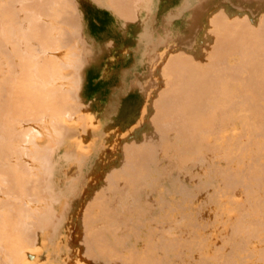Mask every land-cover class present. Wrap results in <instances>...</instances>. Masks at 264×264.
<instances>
[{"label": "rangeland", "instance_id": "374dc122", "mask_svg": "<svg viewBox=\"0 0 264 264\" xmlns=\"http://www.w3.org/2000/svg\"><path fill=\"white\" fill-rule=\"evenodd\" d=\"M12 1H19V0H12ZM22 1H21V3L25 4V8L28 7V4L30 6V3H32L31 2L32 0H29L30 2H26V1L22 2ZM33 1H35V0H33ZM38 1L39 0H37L35 2H38ZM42 1L44 2V0H42ZM42 1H41V3L44 4ZM47 1H50V0H47ZM60 1H62V0H58V2H59L58 3L57 0H53L52 2H54L55 4H53L52 7L55 9H56V7H58V8L63 7L64 10L62 9V11L63 12L65 11V12L62 15L60 14L61 12H59L58 14H60V15H57V17L63 16L65 18H63V17H62L63 19L61 17H60L61 19H59V17L57 18L55 12L56 11L58 12L59 9L58 10L54 9L55 12L53 13L52 12L53 9L51 7L50 8L52 10H50L49 11L50 14L47 13V15H50L51 22L53 21V18H57V20H63V22L66 25H68L67 24L68 22H65V20L68 19L69 22L72 21V25H69V26H70V28H72L71 26L74 27L76 34L74 36V35L70 34L72 31L70 33L68 32L69 35H72V37L69 36L68 34H66V35H68V37H67L68 40H66L67 38L66 39L64 38L65 40L64 39L63 40L66 42L70 41V43L73 44L71 46H75L72 48H74L78 51V55L80 54L79 56L82 59V62L77 60V62H79V65L78 64L77 65L80 66V64H83L82 65L83 67L80 66L78 69L75 70V68H76V66H75L74 69H71V70H68V69L65 70L64 69V70H65V72L68 70L66 72L67 73L66 75L69 77L73 76L72 74H74V75L80 74V76L82 77L81 86L82 85L83 86L81 87L80 95L78 93H76V95L74 96V99H76L77 101L72 99L73 98V97H71V96H73L72 94H71V96H69L67 98L68 103L71 102L72 106L74 108H75V106L73 105V103H75V105L79 106V107H77V110L79 108L80 109H79V111L75 112L76 109H74L70 103V107H72V110H70V112L72 111L71 112L72 115L70 116L71 117L70 119H72V120H70V122L68 124V129H67L68 132L65 130L66 134L69 135V141L68 142L63 141L60 145L55 146L54 148H52L49 151L48 156H46V157L47 158L49 157L48 159L51 162L52 172H50V174H48V175H51V177L48 175H47L48 177L45 176L46 182L45 183H43L44 181L41 182V184L43 186L44 185L45 186L44 187L41 186L40 187L41 189H39L41 191V194L43 195L42 197L44 198V201H46L47 202L46 204H48L47 209L50 208L49 209L50 211L47 215H48V217L50 216V218L53 222V226H51L52 229L50 231V233L52 235L51 243H50V245L47 244L48 249L46 248L47 252L50 253L51 259L53 260V259H56L57 257H59V260H60L61 257H63L66 261H68V263L73 264L76 261V257H79V258L83 257L82 258V259H84L83 261H90L91 263H93L92 260H90V259L86 260L84 258V256H85L84 253L86 254V248H84L86 246L84 243L85 242L84 241V234H85L84 232L86 229L84 230V227L86 224H88L90 222L91 223L88 225L91 227V229H94V230H96L97 228L103 227L104 226L103 223H106V224L111 225L112 227H115L114 229H115L116 234L118 233L117 231H119L120 234H123V232L125 233V231L128 229V231H127L128 234L125 233L124 234L125 236H123V235L121 236L120 234H117L118 239H119V241H121V244H122V245H118V244L117 245L120 246L119 248H121V249L126 248L128 246V244L131 241H133L132 239H129V241H128V239H126V237L129 235H132L131 234L132 229H133V231L135 229L139 233V234L136 233V236L138 235V238H139V239L137 238L138 240L136 239L135 236L133 237V235H132V237L135 239V241L137 240L136 245H135L138 248V249H136V252H135L136 257H137L136 262L138 261L137 263H141L142 259L144 258L141 264H151V263L152 264H164L163 258H166L165 264H192L191 263L192 260L194 262V259H196L200 256L201 257L209 256L206 252H210V250H211V252L215 251L219 247L218 246L219 239L222 237H228V235H229L228 233L230 232L229 227L233 223H235V220H237L239 218L240 208L238 205H240V203H242V201H240V199H239L240 196L238 195V193L235 190H233L236 187H238V186L235 187V184L233 185L234 179L233 178L229 179L228 176L222 175V174H224V173H222L223 172L222 168H223V170L226 169V171H227L229 168V164H225L226 161H223V159H225L223 157V151H221L222 149H219V148H223V144H226V141H227V145L229 144V146H227L226 148L230 147L231 154L234 150L233 155H235V156L233 158L236 161L237 160L240 161L242 158L244 161H250L251 157H253L254 159L252 158L251 161L254 163L260 162V161H258V158H260L259 160L264 159L263 158L264 157V148H262V150H260L261 148L256 150L254 147H252V145L255 144V142L254 143L252 142L253 140H250L251 142L249 141L247 144L244 142L245 139L243 141V138H244L243 135L245 133L244 132L245 130H243V129H245L248 126V128H246V130H247L246 132H248V130H250V129L252 130L253 127L251 126V124L250 125L246 124V122L251 123V120L249 118H248L249 120H247V118H245V116H242V114L239 115L240 114L239 113L234 117L235 120L230 118V121L231 122L233 121L232 124L230 123V121H227L226 123H224L226 125H223V126H226V127H223V126H220L217 124V126L214 128V129H216V131L213 129L216 133L214 131H213V134L211 133L212 131L209 133L203 132V133H205V134H202L203 141H204L202 143H204V144H202L203 148L200 147V149H201L200 153L201 154L205 153V155L204 154L203 155L200 154V155L202 158L204 156L206 157V158L204 157V159H203L205 163L208 160V162H207L208 165H207V163L204 165V169H205V171H204L203 165H202V164H204V162L203 161H197L198 164H199V162H201V164H199V165L196 162V160H197V159H195V156L197 154L196 149H195L194 153H192V154L189 152L194 150V148L191 150H188V152H186V150L189 148H187L182 143V141L179 142V140L176 139L177 137L176 138L174 137L175 135L173 133L167 134L165 137H163L159 132H156L158 130L155 131L153 123L150 122V120L153 118V112H154V109L152 108L153 107L152 101H154V98H156V95L159 92V89L163 85V79H161L162 75L161 74L158 75V73H161V71H162L163 66L161 67V65L165 62L164 59H166V58L170 59L171 58L170 54L172 56L175 54V56H173V57L176 58V53H178V51L180 53L183 52V53L188 54V55H191L194 53L195 59L199 60V57H196V55H198V53H199V50H202L203 48H205L206 47L205 44H207L209 41H211L213 39L212 35L209 36V33L208 34H207V32L205 33V30L209 29L207 26V25H209L208 23L211 24V22H208V21H210L209 19H212V22H213L214 17H215L214 20H218V19H216V17L218 18V16H215V15L217 14L216 11L221 9V8H222L221 12H224V13H221L219 11L220 15H221L220 16L218 14L221 18V19L219 18L220 20H223V19L229 17V18H231L230 21L231 20L236 21V18H237V21H239V19L241 17V19H243V20L247 19L250 26L252 25L253 27H255L256 23H258L257 24L258 27H259V24H261V26H262V20H263L262 17L264 16V0H111V2H110V0H68V1L63 0L64 2H61V3H60ZM65 2L68 4H65ZM13 3H15V2H13ZM62 3H64L65 5L62 6ZM37 4L34 3V4H32L31 7H34V5H37ZM42 4H39V5H42ZM57 4L62 6V7L56 6ZM49 5H51V4H49ZM18 7L21 8V5L19 4ZM31 7H29L30 10H32L31 12H34L33 9H31ZM71 7H72V9H71ZM15 8H17V6H15ZM22 8H24V7H22ZM22 8L20 10H23ZM60 11H61V9H60ZM31 12L29 11V13H27V14H30ZM35 12H36V10H35ZM45 12H47V11H45ZM45 12H43V14L40 13L39 15L37 13L38 16L41 15V18H43L42 21H44V18L47 16ZM72 12H74V13H72ZM20 14H22V13L20 12ZM32 14L33 13H31V15ZM44 14H45V17L44 16L42 17V15H44ZM54 14H55V17H54ZM24 15H26V14L24 13ZM35 15H36V13H35ZM213 15H214V17H213ZM261 15H262V17H261L262 20L260 19ZM28 16H30V15H28ZM230 16H232V17H230ZM242 16L244 18H242ZM245 16H246V18H245ZM222 17H224V18L222 19ZM38 18H40V17H38ZM47 19H48V16H47ZM47 19H46V21H47ZM258 19L260 20V22ZM54 20L56 21V19H54ZM227 21H228V19H227ZM215 22L216 21H214V23H212V25L215 24ZM218 22H219V20H218ZM218 22H216V23H218ZM40 23H42L41 20H40ZM56 23L57 22L53 21L52 26H54ZM64 23L61 24V22H60L61 25H58L59 23H57L56 26L58 28V31L61 30V29H59V27H62L65 30L69 29V27L65 28L64 26H62ZM24 24L27 25V23H24ZM69 24H71V22ZM1 25H2V23H1ZM54 27H53V29H54ZM262 27H264V25ZM56 30L57 29H55L54 31H56ZM62 31H63V29H62ZM59 32L61 33V31H59ZM65 33H67V32L65 31ZM52 34L53 35H51L52 36L51 39L53 41V36L55 35V33H52ZM57 34H59V33H57V31H56L55 37L58 38V40H59V37L57 36ZM62 34H64V33H62ZM62 36H65V35H62ZM73 36L76 38H74ZM141 37H144L146 39H143V41H141L142 40ZM62 38H60V40ZM149 39H150V41H149ZM146 40H147V45H146ZM66 42H63V43L65 44ZM25 43H26V41H25ZM59 43L60 42H58V44L56 43L58 45L57 46L58 49L63 47V46L60 47ZM60 44H62V43H60ZM52 47L54 48L55 46L52 44L50 49H53ZM65 47L66 48H63V49L59 50L58 52H56L57 48L53 49V50H55L54 52H53V50L50 51V49H49L50 52L45 53V56L46 55L49 56L52 54L57 55V56L58 55L63 56V55L71 54V51L65 52L67 49H69L71 47L68 45L67 46L65 45ZM67 47H69V48H67ZM150 48H154V49L151 50ZM261 48H260V50H261ZM74 49L73 50L71 49L73 52V55L76 54V56H77V51L74 52ZM147 51H149L151 53L148 52L149 54L146 56ZM261 51H263V50H261ZM55 53H57V54H55ZM263 55H264V52L259 53L257 51L256 56H260V58H263L262 57ZM76 56H74V57H76ZM79 56H77V58ZM139 57L141 58V60L139 59L137 61L136 59ZM5 58L3 60L4 65L6 63ZM80 58H79V60H80ZM74 59H76V58H74ZM168 59H167V61H168ZM232 59H234V60L237 59L238 62L236 60L234 61ZM232 59H230L232 61L228 62V63H230V65L232 64V66H234V64L236 63L235 64L236 66L239 64V68L238 67H236V68H238L239 70L242 68L240 71L241 77L239 76L241 80L238 79L239 77L237 78L238 81H237V79L235 80L233 78V80H232V78H231L230 82L227 84L228 85L227 91L226 92L222 91L221 94L219 93L220 89L217 87L218 89H215L213 91L214 93L210 94V97L212 98V99L211 98L209 99V103H211L210 106L215 107V106H217V103H220V101L217 102V100L226 98L227 99L226 110H232V113H233L234 110H239L238 102L241 99H242L241 104L243 105L242 107L244 108V98L246 96H254L255 98H257V99L254 98L252 100L253 103L250 100V103L254 104L253 107L255 106V102H256L255 100H260L261 98H262V100L260 101V104L262 106H264V101H263L264 97H262L264 94L261 95V93L259 94V92H257V91H256V93H255V91H249L248 87L245 86V84L243 83L244 80H246L247 76L245 77V75H247V72H248V75L251 73V78H254V79L258 76V74H260L258 69H257L258 64L257 65L255 64L256 66L254 65L255 68L252 67V65L254 63H257V61H256L257 59L259 60V65H260L261 59L255 58V57L252 58V60L254 59V61H253L254 63L251 62L252 64H250V62L244 63V61H243V64H240L238 54H235ZM12 60H10V61L13 62V64H9V65H12V69L11 68L8 69L7 67L9 65L6 63L7 66H6L5 71H4V76L6 73H8V75H9V72L12 73V74L10 73L11 74L10 76L14 75V72L16 71V69L14 68L16 62L14 61V59H12ZM249 60L250 59H248V61ZM167 61H166V63H167ZM263 61L264 60L262 59L261 62H263ZM241 63H242V61H241ZM246 64L251 65L252 68L247 67ZM4 65H2L3 67L0 66V69L4 68L5 67ZM240 65L247 67V68H250V69H248L249 71L244 69V67H242ZM159 67H161L160 70H159ZM253 68L257 70V71L255 70L254 73H253ZM258 68H260V67H258ZM243 69L246 71V74H244L245 71L243 73V71H242ZM251 69H252V71H250ZM260 69H262V68H260ZM88 71H92L93 73L90 72L91 73L90 75H88V74L85 75V73H87ZM253 74H255V77L253 76ZM59 75L61 77L64 76V75L62 76L61 74H59ZM230 77H232V76H230ZM243 77H245V78L243 79ZM242 79H243V81H242ZM228 80H229V78H228ZM6 82H7V79H6ZM60 82L62 83V81H60ZM237 82H239L240 84ZM232 83H233V85H232ZM229 84H230V86L231 85L232 86L230 87ZM7 85L8 86H6V84H5L4 87H7L8 90L10 89V93H11L12 92L11 89L14 88L15 86H13V85L9 86L10 85L9 83H7ZM233 87H235V90ZM4 89L7 90L6 88H4ZM242 90H244V91H242ZM6 92L7 91H5V94H6L5 96L9 97L10 93L8 94ZM215 92H216V96H215ZM229 93H230V95H229ZM246 93H247V95H246ZM255 94L256 95L258 94V95L256 96ZM236 96H237V98H235ZM70 99H72L73 101H76V102H73ZM214 99H216V100L214 101ZM65 101L67 102V100H65ZM205 102L208 103V101L206 99L203 100L204 106L206 105ZM214 102L215 103L217 102V103L215 104ZM76 103H78L80 105H78ZM179 103L182 104V102H178V104ZM200 103H202V101H200ZM200 103H199V106L202 107L203 104L200 105ZM5 105L8 106V103H5ZM5 105H4V107H5ZM81 105H86L87 107H83ZM81 107H82V110H81ZM253 107L251 106V108H253ZM181 108H182V106L181 107L178 106V113H179V109L182 110ZM205 108H207V106H205ZM210 109L211 108H209V110L206 109L205 111L208 110V112H209ZM247 109L250 112V107ZM85 110H87V111L85 112ZM6 111H9V109L6 108ZM73 111H74V114H73ZM214 111L215 110L213 108L209 113L214 114ZM70 112H68L69 115H70ZM82 113H84L85 115H83ZM207 113H206V115H207ZM151 115H152V118H151ZM215 115H217V114H215ZM100 116H102V117H100ZM240 116H242L243 118ZM149 118H151V119H149ZM217 118H219V115H217ZM83 121H86V122L84 123ZM18 122L16 123L17 126L19 125ZM75 122H77V123L79 122V123L77 124ZM82 122H83V124H82ZM215 122H216V120H215ZM215 122H213V125L215 124ZM239 122H240V124H239ZM74 123L77 125H74ZM243 123L247 126H245ZM32 124L36 125V123H32V122L31 123L28 122L27 125L32 126ZM79 124L81 127H79ZM252 124L254 125V128H255V126H256V128L258 126L263 127L262 121H261V125H260V123L257 125L253 121H252ZM242 126H243V128H242ZM240 127H241V129H240ZM217 129H218V131L219 130H221V131L218 132ZM228 129H229V131H228L229 134L226 131ZM152 130H154V132ZM240 130H241V133H238ZM81 132L82 133L84 132V134L82 135ZM155 132L158 134L156 135ZM153 133H155V134L153 135ZM143 135H144V137H142ZM214 135H217L219 137L214 136ZM147 136H149V137H147ZM155 136H156V138H155ZM262 136H264V135H262ZM262 136H260V141H262V145H264V140H263L264 137H262ZM151 137H152V139L153 138L156 139L155 143L153 141L154 144L152 143V141H150ZM157 137H159L160 139L162 138L163 140L165 138V141H160L157 139ZM147 138L150 139L149 142H151V145L154 148L152 146H150V148L148 147L149 144H146V143H148V142H146ZM232 138L234 139V141H232ZM222 139H224V140H222ZM219 141H221L220 144H219ZM132 142L138 144L137 148H135V149L131 148V150H135V151H133V155L135 153H136L135 155H137L138 152H141L143 154V151H140L141 149L140 150H136V149L142 148L141 145H147L146 147L143 146V149L145 147V148H147L148 151L146 150L144 155L138 154V156H136L134 159H136L137 157L140 158V159H138V161L142 160V162L140 161V163H138V165L139 166L142 165L143 167L146 165L149 169L146 166H145V168H146L145 169L142 166H141L142 168H140L139 166H136V164H134L133 167L135 166V168L132 167L134 174L131 176L130 175L126 176L127 177L126 180H128V182L125 180V178L122 179V178H120L121 176H118V175H114V178H113V176H112L113 174H111V175L108 174V176H107L108 179L111 178V180H108L106 177V175H107L106 173L107 172L109 173L110 172L109 170L110 169L112 170V168H114V169L117 168V169H115V171L118 169H119L118 171H121L119 167H121L120 165L124 161L128 165L127 167L131 168L132 165L131 164L129 165V161H128L129 159H127L128 156L126 159H124L125 158L124 154L126 155V153H127V155H128L129 147H130V145H132L131 144ZM144 142H146V143H144ZM162 142L164 143L163 146H167L166 149L162 145L159 146V143L162 144ZM235 142L236 143L242 142V143H238L239 144L238 145V144H235ZM128 143H130V145ZM142 143H144V144H142ZM215 143L216 144L218 143V144L216 145ZM240 144H242V146ZM169 145H172V147ZM182 145L185 146V147L183 146L184 147L183 150H182ZM212 145H214V147ZM237 145L239 147H236ZM123 147H125V148H123ZM215 147H217V148L215 149ZM161 148L163 150H161ZM208 148H214V149H212V154L210 153L211 149H208ZM244 148H245V150H243ZM153 149H154V151H153ZM177 149H181V150H177ZM235 149H237V151H235ZM172 150H175V153H173ZM207 150H209V151H207ZM214 150L216 151L217 154L214 152ZM240 150H241V153H240ZM253 150H256V151L253 152ZM258 150H260L259 153H257ZM179 151H181V152H179ZM244 151H245V153H244ZM184 152L187 154L186 156L184 154L186 159L183 158L184 157L183 155H181ZM247 152H250L251 154L250 153L248 154ZM242 153H243V155H241ZM254 153H255V155H254ZM147 154H148V157L146 156ZM190 154L192 156H193V154H195V156L192 158V156ZM151 155L154 156L155 158L151 157ZM210 155L211 156L216 155V156H212V158H210ZM219 155H221V156H219ZM217 156L219 157V159L217 158ZM256 156H258V157H256ZM146 157H147V159H146ZM149 157L151 160H149ZM181 157L183 160L181 159ZM187 157L188 158L190 157L189 160H187ZM102 159L107 160L108 164L106 166L102 167L100 165V163L102 162ZM194 159H195V161H194ZM120 160H121V162H120ZM148 160L152 161V162L154 161V162L150 163ZM173 160L174 161L177 160V161L174 163ZM179 160L181 161V163L179 162ZM185 160H186V162H185ZM211 160L214 162H211ZM145 161H147V162H145ZM192 161L195 163H193ZM210 162L217 164V165H215V167H217V170L219 169L221 171V172L217 173L218 175L220 174L218 176V180L221 178V181L215 180V177L213 178L214 175L212 173H210V172H212L211 170L213 169V165L210 166L211 165ZM190 163H192L194 166L191 165ZM10 164H12V162ZM174 164H175V166H174ZM263 164H264V162H263ZM167 165L169 167H167ZM171 165H172V167L170 168ZM177 165H179V166H177ZM189 165L191 167H189ZM151 166H152V168H151ZM197 166H199L198 168L199 169L201 168V170L199 171V169H198L197 170L198 172L196 173ZM206 166H208V167H206ZM243 166H244L243 163H241V166H240V163L238 165L237 164L234 165V167L240 172H241V169L244 168ZM136 167H138V168H136ZM188 167H189V169H188ZM185 168L187 169V171ZM208 168H209V170H208ZM66 169L68 171H66ZM140 169L141 170L145 169L144 172L142 171V174L140 172ZM147 169H148V171H147ZM171 169L176 171V173H178V174H176L174 171L172 172ZM135 170L138 172H136ZM184 170H185V172H183ZM70 171H72V172H70ZM123 171L124 170H122V172ZM146 171H147V173L148 172L149 173L151 172V173L150 174L148 173L149 175H147ZM161 171H162V173H161ZM193 171H195V172H193ZM169 172H172V173L170 174ZM188 172L191 173V174L189 173V175H191V177H189V175H188V178H187L186 175L188 174ZM136 173L140 177H142L144 174V176L142 177L144 180L142 178L137 177ZM166 173H167V175L169 173V175H168L169 178H168V176H166ZM193 173L195 174V176ZM206 173H207V175H206ZM199 174H200V176H199ZM210 174H212L213 176L211 175L212 176L211 177ZM77 175H79V176H77ZM162 175H164V176H162ZM172 175H174V178ZM176 175L178 176L177 179H176ZM134 176H136V177H134ZM160 176H162V178ZM196 176H198V177L195 178ZM208 176H210V177H208ZM104 177H106V178H104ZM122 177H124V176H122ZM128 177H131V178H128ZM133 177H134V179H133ZM135 178H137L136 181H135ZM186 178H187V180H186ZM112 179L114 181H112ZM129 179L132 182L129 181ZM140 179H141V181H140ZM189 179L191 180V182ZM202 179H203V181H202ZM116 180H117V182H116ZM122 180L126 181V183ZM180 180H184L185 182L180 181ZM110 181H112V182H110ZM196 181H200L202 183H200V182L196 183ZM204 181H206V182L204 183ZM229 181L232 182L231 183L232 185H229V183H230ZM105 182L106 183L108 182L107 184H109V183L110 184L106 185ZM130 182H131V185H130ZM135 182L138 183L139 186H137L138 184L136 185ZM180 182H182L181 183L182 185L180 184ZM114 183L116 185H113ZM124 183L127 185V187H126V185L124 186ZM185 183L187 186L186 185L184 186ZM199 183H200V185H199ZM206 183H208V184L211 183V184L207 185ZM96 184H98V185L96 186ZM117 184H118V186H117ZM212 184H214V185H212ZM102 185L105 187L103 188ZM205 185H206V187H205ZM211 185L213 187H209ZM221 185H223V187H221ZM228 185H229V188H228L229 191L226 189L228 191L227 192L225 190V188H227ZM64 186H65V188H64ZM101 186L103 189L100 188ZM106 186H107V188H106ZM130 186L132 188L135 187L136 189L135 188L134 189L137 191L133 192L134 189H132V188L129 189ZM194 186H195V188H194ZM197 186H199V187H197ZM230 186H232L231 189H230ZM110 187H112V192L115 194V195L113 194L114 196L112 195ZM188 187H191V188H188ZM42 188H45V190ZM96 188L98 190H101V189L102 190L97 191ZM105 188L108 192L105 190ZM122 188L127 189V190L129 189L130 191L129 190H128L129 192L127 190L123 191ZM201 188H203V189L200 190ZM205 188H207V191L205 190ZM210 188H212V189H210ZM213 188H214V190H216V194H214L215 191L213 190ZM191 189H193V190H191ZM39 190H38V193H39ZM94 190H95V192L97 191V193H93ZM103 190L105 192L102 193ZM113 190L114 191L119 190V191H117L119 194L116 191L114 192ZM169 190H171V191H169ZM199 190H200V192H199ZM222 190L225 192L224 194L222 193L223 192ZM31 191H33V190H31ZM35 191L37 192V190H35ZM109 191L111 192V194L109 193ZM231 191H232V193H231ZM234 191L236 193H234ZM74 192H76V193H74ZM98 192H100L101 194L100 193L98 194ZM169 192H170V194H169ZM203 192L206 193L207 195L204 194ZM25 193H27V192H25ZM217 193H219V194H217ZM28 194H30V195L26 196L27 199L25 201L29 200L28 202H32L33 199L37 198V197H35V195L33 197H31V195H33L32 193H28ZM34 194H35V192H34ZM131 194L133 195V197ZM210 194L212 196L214 194V197H212ZM229 194L231 196L232 195L233 196L231 197ZM25 195H27V194H25ZM39 195H40V193H39ZM104 195H105V197H104ZM111 195H112V197H110ZM182 195H184V196H182ZM217 195H218V197H217ZM220 195H222V196H220ZM228 195H229L230 200L228 198ZM94 196L96 197L95 199H94ZM99 197L103 201H101V199ZM150 197H152V198L150 199ZM163 197H165V198H163ZM167 197H169V198H167ZM184 197H185V199H184ZM206 197H207V199H206ZM226 197H227V199H226ZM111 198H113V199H111ZM117 198L122 199V201H123L122 205L125 206V209L127 211L120 204H119L120 206L119 205L114 206V203L116 204L117 201L119 202V200H120V199L117 200ZM129 198L130 199L133 198V199L130 200ZM180 198H182L183 201H181L182 199L180 200ZM189 198H190V200H189ZM210 198H212V199L218 198L221 201H219L218 199H216V200L213 199L211 201ZM96 199L99 200L100 203ZM166 199H168V200L166 201ZM235 199H236V201H235ZM170 200H171V202H170ZM206 200H208L207 205H206ZM88 201L92 202V204H95L96 207H94V205H91V203L89 204ZM93 201H95V202H93ZM108 201H110V202H108ZM122 201H121V203H122ZM157 201H158V203H157ZM179 201H181V202H179ZM210 201L211 202L214 201L212 203V205H211V203H209ZM97 202L99 203L98 205H97ZM105 202H106V204H105ZM167 202H168V204H167ZM178 202H179V204H178ZM220 202H222V204H220ZM230 202H231V204H230ZM108 203H111L110 206H107ZM143 203L144 204L147 203L148 206H147V204L144 205ZM180 203H183L182 206ZM227 203H229V204H227ZM25 204H27V202ZM84 204H86V205H84ZM149 204H150V206H149ZM177 204L179 206H177ZM111 205L113 207H111ZM126 205H128L130 210L131 209L132 210L131 211L128 210L129 208L128 207L126 208ZM132 205H134L135 209H134V207L133 208L131 207ZM215 205H216V207H214ZM221 205H223V206H221ZM234 205H235V207H234ZM86 206H89V207L87 208ZM99 206H101V207H99ZM118 206H119V208L120 207H122V208H120V210H118L119 209V208H117ZM98 207L100 209H98ZM114 207H115V209H117V210L114 209L115 212H114V210H112ZM153 207H155V208H153ZM176 207H178V208H176ZM207 207H208V209H207ZM222 207H223V209H222ZM81 208H82L84 213L82 212ZM101 208H102V210H101ZM150 208H151V210H150ZM181 208L183 210H181ZM220 208H221V210H220ZM159 209L161 210V212ZM177 209H178V211H177ZM103 210H108V211L107 212L104 211L105 212L104 213V212H102ZM136 210H138L139 212ZM52 211L54 213H52ZM97 211H99V214L100 213L101 214L100 215L97 214ZM145 211H146V213H145ZM167 211H169V212H167ZM176 211H177V213H176ZM181 211H183V212H181ZM131 212H134V213L137 212L138 213V214L136 213V215L133 213L137 219L140 218V215L143 216L142 215V213H143L144 216H143V218L141 217L142 220H144L147 224L148 223L149 224L146 226V223L144 224V221L139 220V223H143V224H141V226H140V224L137 225L136 222H133V220L135 221L136 218L135 219L131 218L133 216V215H131L132 214ZM102 213H103V215H102ZM115 213H116V215H115ZM127 213H129L130 215L127 216ZM139 213H140V215H139ZM162 213L166 214V215H164L165 218H164ZM108 214L112 216V218L110 220L107 219V218H110V216ZM145 214H147V216H145ZM158 214L161 215L162 218L158 217L159 216ZM170 214H171V216H170ZM213 214H215L214 217H213ZM220 214H222V216ZM107 215H108V217H107ZM137 215H139V216H137ZM197 215H199V216H197ZM82 216H83V218H81ZM114 216L119 218V219L116 220L117 218H113ZM215 216H217V218H215ZM54 217H56V218H54ZM89 217L92 219H90ZM121 217H122V219H120ZM127 217L129 218V221L131 220V222L127 223V221H128ZM151 217L152 218L156 217V218L150 219ZM221 217H222V220L219 219ZM229 217H230V219H229ZM87 218L89 220H94V221L93 222L92 221L85 222V220ZM96 218H98L100 220L97 219L98 220V222H97ZM102 218H105L108 221L107 220L103 221ZM159 218H160V220H159ZM204 218H205V220H204ZM213 218H214V220H213ZM123 219L124 220L127 219V221L125 222V221H123ZM81 220H82V222H81ZM119 220H122L123 222L121 223ZM183 220H185V222ZM192 220L195 223H193ZM179 221H181V222L179 223ZM213 221H215L216 223L214 222L215 224H212ZM76 222L79 223V224L77 223L78 230H76ZM116 222H117V224H116ZM119 222H120V224H119ZM209 222H211V223L209 224ZM81 223H83L84 225ZM96 223L99 224V226H97ZM178 223H179V225H178ZM217 223L219 224L220 227L219 226L217 227ZM121 224H122V227L120 226ZM128 224H131V227L130 226L125 227ZM133 224L136 225L135 226L136 228L133 226ZM203 224H205V225H203ZM92 225H93V227H92ZM95 225L97 227H94ZM144 225L147 228H144ZM173 225H175V226H173ZM221 225H224V226H221ZM132 226H133V228H132ZM195 226H197L198 228L197 227L194 228ZM200 226L203 227V231L200 228ZM120 228H123L122 229L123 232ZM184 228H185V230H184ZM190 228H192V229H190ZM119 229L121 230V232ZM146 229L148 231H146ZM150 229H151V231H150ZM167 229H168V232H167ZM197 229H200V230H197ZM205 229H206V231H205ZM129 230H130V233H129ZM189 231H191L192 234H191V232L189 233ZM208 233H210V234H208ZM163 234H165V235H163ZM167 234H168V236H167ZM183 234H184V236H182ZM193 234H195V235H193ZM212 234H213V236H212ZM141 235H143V236H141ZM169 235H171V236L173 235V236L171 237ZM147 236H148V238H147ZM177 236H179V237H177ZM204 236H205V238H204ZM122 237H123V240L120 239ZM142 237H144L143 240L141 239ZM212 238H214V239L212 240ZM205 241H206V243H205ZM78 242L80 244V245H78L79 248H77V245H76V243L78 244ZM189 242H191V243H189ZM83 243L85 246L83 245ZM176 243H177V245H176ZM201 243H202V247L200 245ZM140 245H141V247L144 245L147 246V248L145 250H143V254H141V249L139 248ZM152 245H154V247H152ZM163 245H165V246H163ZM204 245H206L207 247ZM195 247H197V248H195ZM213 248H215V249H213ZM83 250H85V251H83ZM200 251H202V252H200ZM121 253H123V251H121ZM148 253H149V255L147 256ZM169 253H171V254H169ZM80 254H82V256ZM74 259H75V261L72 262ZM126 260H128V259H126ZM119 262H123L121 264H129L130 260H128V261L124 260V261H119ZM119 262H118V264H120ZM131 262H130V264H132ZM48 264H51V263H48Z\"/></svg>", "mask_w": 264, "mask_h": 264}, {"label": "bare ground", "instance_id": "6f19581e", "mask_svg": "<svg viewBox=\"0 0 264 264\" xmlns=\"http://www.w3.org/2000/svg\"><path fill=\"white\" fill-rule=\"evenodd\" d=\"M21 1L22 0H19V1L0 0V66L3 67L2 65H4L3 60H4L5 57H6L5 58V60H6L5 62L8 65L9 64H13V62L10 61L12 59H14V61L16 62L15 66L13 65L14 68L16 69V71L14 72L13 76H10L12 74L11 72H9V75H8V73H6L5 76H4V71H5V68L7 66L6 63L4 65L5 67L0 69V264H48V263H51V264H70L63 257H61L60 260H59V257H57L56 259L52 260L51 257H50V253L47 252V249H48L47 248V244L50 245V243H51L52 235H51L50 231L52 229L51 226H53V222H52L50 216L48 217V215H47L49 213V211H50L49 210L50 208L47 209L48 204H46L47 202L44 201V198L42 197L43 195L41 194V191L39 189H41L40 187L43 186L41 184V182L42 181H44L43 183L46 182L45 181L46 180L45 176H47L48 174H50V172H52V170H51V162L48 159L49 157L48 158L46 157V156H48L49 151L52 148H54L55 146L60 145L63 141H65V142L69 141V135L66 134L65 130L67 131L68 124H69L70 120H72V119H70L71 118L70 116L72 115V113H71L72 111L70 112V110H72L73 106H72L71 102L68 103V99L67 98L69 96H71V94L73 95V96H71V97H73L72 99H74V96L76 95V93H78L80 95L81 87L83 86V85L81 86L82 77L80 76V74L79 75L78 74H76V75L72 74L73 76L69 77V76L66 75L67 74L66 72L68 70L74 69L75 66H76L75 70L78 69L80 66L83 67L82 66L83 64H80V66H78L79 62H77V60L82 62V59L79 56L80 54L78 55V51L76 49L72 48V47H75V46H71L73 44H71L70 41H67V42L64 41L68 37V35H69V33L71 31L72 32L70 34H72L74 36L76 34V32L74 30V27L71 26L72 28H70V26H69V25H72V21H70L71 24H69L70 23L69 20L68 19L67 20L64 19L65 22H68L67 23L68 25H66L63 22V20H57L58 17H59V19H61L63 17V16H58L57 17V15H60V14L62 15L65 12V11L64 12L62 11V9H63L62 6H64L65 4H68V3H66V2H65V4L62 3V6L57 4L56 6H60L62 8L56 7L57 10L59 9L58 12L56 11L57 12L56 13L55 12L56 9L52 7V5L55 4L54 2H52L53 0L52 1L50 0L52 3L50 1H47V0H44V2L41 0L44 4H42L40 0L38 2H35L37 0H35V1L32 0L31 1L32 3H30V6L28 4V7H26V8H25V4L23 3L24 4L23 5L21 3ZM25 1L26 2H30L29 0L28 1L27 0H23L22 2H25ZM66 1H68V0H66ZM13 2H15V3H13ZM57 2H58V0H57ZM61 2H64V1L62 0V1H60V3ZM110 2H111V0H110ZM34 3H36V4L38 3V4L34 5V7H31L32 4H34ZM19 4L21 5V8L24 7V8H22L23 10H20L21 9V8H19L20 6L18 7ZM39 4H42V5H39ZM49 4H51V5H49ZM15 6H17V8H15ZM29 7H31V9H33L34 12L36 10V12H35L36 15H35L34 12H31L32 10H30ZM50 7L53 9L52 12L53 13L55 12L56 17H57V18H53L52 17L53 21L59 23L58 25H61L62 23H64L62 26H64L65 28L69 27L70 30L69 29L65 30L64 28L59 27V29H61V30H59V31H61V33H60L58 31L57 26H56L57 23L54 25L56 28L54 26H52V22L53 21L51 22L50 15H47V13H49V11L52 10ZM27 9L33 14L32 15H31V13L27 14V13H29V11ZM60 9H61V11H60ZM71 9H72V7H71ZM221 10H222V8L217 10L216 11L217 14L215 15V16H218V18L216 17V19H218L219 22H218V20H214V18H215L214 15H213V17H214L213 18V22H212V19H209L210 21H208V22H211V24L208 23L209 25H207V26H208L209 29L205 30V33L206 32H207V34L209 33V36L212 35L213 39L211 41H209L207 44H205V46H206L205 48H203V49L201 48L202 50H199L198 55H196V57H199V60L195 59V57H194L195 54L194 53L191 54V55H188V54H185L183 52L180 53L179 51H178V53H176V58L173 57V56H175V54L173 56L170 54L172 59L169 56L168 57L170 59H168V58L164 59V61H165L164 63L165 64L163 63L164 65L163 64L161 65V67L163 66L162 71H161V73H158V75H160V74L162 75L161 79H163V85L159 89V92L157 93L156 98H154V101H152L153 102V107L152 108L154 109L153 118H152V115H151L152 119L149 118V119L152 120V121L150 120V122L153 123L155 131L158 130L156 132H159L163 137H165L167 134L173 133L175 135L174 137L175 138L177 137L176 139L179 140V142L182 141V143L187 148H189V149L186 148L187 149L186 152H188V150H191V149L194 148V150H192L193 152L192 151L189 152V153L192 154V153H194V151L196 149V151H197L196 152L197 153L196 156H195V154H193V156L190 154L192 156V158L195 156V159H197L196 162L197 161H203L204 162L203 159H204L205 156L202 158L201 155H203V154L205 155V153H203V152H202L203 154L200 153L201 152L200 147H202V144H204V143H202V142H204L202 134H205L203 132H206V133L208 132L209 133V132L212 131L211 133L213 134V131L214 130L216 131V129H214V128L217 126V124L220 125V126L226 125L224 123H226L227 121H230V118L234 119V117L237 114H239V113H240L239 115L242 114V116H245V118H247V120L250 119L251 123L246 122V124H249V125L251 124V126L253 127L252 130L250 129V130H248V132H246L247 131L246 128H248V126L243 123L245 126H247L245 129H243V130H245L244 131L245 133L243 135V137H244L243 141L245 139L244 142L247 144L250 140H253L252 142L253 143L255 142V144H253L252 147H254L256 150L259 149V148H261L260 150H262V148H264V145H262V141H260V136L264 135V106H262L260 104V101L262 100V98L260 100H255L256 101L255 102V106L256 107L254 106L255 107L254 108L253 107L254 104H251L250 100L252 102V100L255 97L254 96H246L244 98V108L242 107L243 105L241 104L242 103L241 102L242 99H241L238 102L239 110H234L233 109L234 110L233 113H232V110H226V106H227V103H226L227 99L226 98L217 100V102L220 101V103L216 102L217 106H215V107H211L210 106L211 103H209V99L211 98L210 94L214 93L213 91L215 89L219 88L220 89V91H219L220 94H221L222 91L226 92L227 88H228L227 84L230 82V79L232 78V80H233V78H234L236 80L239 76L241 77L240 71H241L242 68L240 70L238 69L239 68V64L236 66L235 65L236 63H235L234 66H232V64L230 65V63H228L229 61L234 60L232 58H233V56L235 54H238L240 64H243V61H244V63L245 62L246 63L250 62V64H252L251 62L254 61V59L252 60V58H254V57L261 59V61H262V59L264 60V55L262 56L263 58H260V56H256L257 55V51L259 53H263L264 52V49H263L264 48V27H262L264 25L263 24L264 23V16L263 17H262V15L260 16V19H261V17L263 18V20L261 19L262 20V26H261V24H259V27H258L257 26L258 23H256L255 27H253L252 25H251L252 26L251 27L249 22H248V20L247 19L243 20V19H241V17H240L239 21H237V18H236V21L235 20H231L230 21L231 18H229V17L225 18V19H223L224 17H222L223 20H220L221 19L220 18ZM25 11L26 12L28 11V12L26 13ZM45 11H47V12H45ZM20 12L23 15L20 14ZM43 12H45L46 15L48 16V19H47V16L45 17V14L42 15V17L43 16L45 17L44 18L45 22L42 21L43 18H41V15L38 16L40 13L43 14ZM59 12H61V13L58 14ZM24 13L27 16L24 15ZM37 13H38V15H37ZM72 13H74V12H72ZM221 13H224V12H221ZM55 14H54V17H55ZM28 15H30V16H28ZM37 16L40 17V18H38ZM230 17H232V16H230ZM63 18H65V17H63ZM242 18H244V17L242 16ZM245 18H246V16H245ZM39 19L41 20L42 23H40ZM46 19H47L48 22L46 21ZM54 19H56V21ZM227 19H228V21H227ZM59 21L61 22V24H60ZM214 21H216L218 23L215 22V24L212 25V23H214ZM259 22H260V20H259ZM1 23H2V25H1ZM24 23H27V25L24 24ZM53 27H54V29H53ZM55 29H57L56 31H57V33H59V34H57V36L59 37V40H58V38L55 37L56 36V31H54ZM62 29H63V31H62ZM65 31L67 33H65ZM52 33H55V35L53 36V41L55 43L51 39L52 38L51 35H53ZM62 33H64V34H62ZM66 34H68V35H66ZM62 35H65V36H62ZM72 35H69V36L72 37ZM60 38H62V39L60 40ZM74 38H76V37H74ZM141 38H142L141 41H143V39H146L144 37H141ZM66 40H68V38ZM25 41H26V43H25ZM57 41L63 44L62 45V44L59 43L60 47L63 46L62 48L58 49V47H57L58 46L57 45L58 42ZM149 41H150V39H149ZM63 42H66V43L64 44ZM52 44L55 46L54 48L52 47L53 49L57 48L56 52H58L59 50H61L63 48H66L65 45L66 46L67 45L70 46L71 48L67 47L69 49H67L68 51L66 50L65 52L71 51V54L63 55V56H59V55L57 56V55L52 54V55H49V56L48 55L45 56V53H48L51 50H53V49H50ZM146 45H147V40H146ZM260 48L263 51H261ZM49 49H50V51H49ZM71 49L72 50L74 49V52L77 51V56H79L78 58H77L76 54L73 55V52H72ZM150 49L153 50L154 48H150ZM54 51L55 50H53V52ZM148 52L149 51L146 52L147 53L146 56L149 53H151V52H149V53ZM55 54H57V53H55ZM74 56H76V57H74ZM74 58H76V59H74ZM79 58H80V60H79ZM139 59L141 60L140 57L137 58L136 60L138 61ZM167 59H168V61H167ZM230 59H232V60H230ZM248 59H250V60L248 61ZM235 60L238 62L237 59H235ZM166 61H167V63H166ZM241 61H242V63H241ZM256 61H257V63L253 62L254 64L252 65V67H254L255 64L256 65L258 64L257 69H258L260 74H258V76L255 78L256 79L255 80L254 78H251V73L248 75V72H247V75H245V77L247 76L246 80H244L243 83L245 84V86L248 87L249 91H255V93L257 91V92H259V94L261 93V95H262V94H264V69H263L264 68V63H263L264 61L263 62L260 61V65H259V60L257 59ZM246 65H247V67H251V65H249V64H246ZM240 66H242V65H240ZM161 67H159V70H160ZM236 67H238V68H236ZM242 67H244V66H242ZM247 67H244V69H246V70L250 69V68H247ZM258 67H260L262 69H260ZM7 68L8 69H10V68L12 69V65H9ZM254 68H253V73L256 70ZM62 69L63 70L64 69L65 70L68 69V70L65 72V70L63 71ZM244 69L242 70L243 73L245 71ZM250 71H252V69ZM90 72L93 73L92 71H88L87 73H85V75L86 74L90 75L91 74ZM59 74H61L62 76L64 75V76L61 77ZM244 74H246V71H245ZM230 76H232V77H230ZM253 76L255 77V74H253ZM240 77L238 79H240ZM245 77H243V79ZM228 78H229V80H228ZM6 79H7V82H6ZM238 79H237V81H238ZM243 79H242V81H243ZM60 81H62V83ZM7 83L10 84L9 86H11V85L15 86L14 88L11 89L12 90L11 93H10V89L8 90L7 87H4L5 84H6V86H8ZM237 83H239V82H237ZM232 85H233V83H232ZM229 86H230V84H229ZM3 87L6 88L7 90H5ZM233 88L235 90V87H233ZM244 90H242V91H244ZM5 91H7L6 93H8V94L10 93L11 96L9 95V97H6L5 96L6 95ZM229 95H230V93H229ZM246 95H247V93H246ZM215 96H216V92H215ZM262 97H264V95ZM235 98H237V96ZM72 99H70V100H72ZM204 99H206L208 101V103L205 102V104H206L205 106H207V108H205V106L203 104V100ZM255 99H257V98H255ZM65 100H67V102ZM74 100H76V99H74ZM215 100L216 99H214V101ZM76 101H73V102H76ZM200 101H202V103H200ZM178 102H182V104L181 103L178 104ZM5 103H8V106H6ZM70 103H71L72 107H70ZM199 103H200V105L203 104L202 107L199 106ZM76 104H78V103H76ZM4 105H5V107L7 109H9V111H6V108L4 107ZM73 105L75 106V108L74 107L73 108L76 109V111L74 109L73 110L75 112L79 111L80 108L77 110V107H79V106L75 105V103H73ZM78 105H80V104H78ZM81 106L87 107L86 105H81ZM178 106H180V107L182 106V108H181L182 110L179 109V113H178ZM251 106L253 108H251ZM249 107H250V112L247 109ZM209 108H211L210 111L214 108V110H215L214 114L209 113L210 111L208 112ZM206 109H208V110L205 111ZM81 110H82V107H81ZM74 111H73V114H74ZM86 111L87 110H85V112ZM68 112H70V115L68 114ZM206 113H207V115H206ZM82 114L85 115L84 113H82ZM215 114L219 115V118H217V115H215ZM242 116H240V117H242ZM100 117H102V116H100ZM214 119L216 120V122H215ZM252 121L254 123H256L257 125L259 123L261 125V121H262L263 127H259L258 126L256 128V126H255V128H254V125L252 124ZM17 122L19 124L18 126L16 125ZM28 122L29 123H31V122L32 123H36V125L35 124H32V126L27 125ZM83 122L85 123L86 121H83ZM83 122H82V124H83ZM213 122H215L214 125H213ZM232 122L230 121L231 124H232ZM75 123H77V122H75ZM75 123H74V125H77L79 122L77 124H75ZM239 124H240V122H239ZM243 126H242V128H243ZM79 127H81L80 124H79ZM223 127H226V126H223ZM218 129H217V131H218ZM240 129H241V127H240ZM152 131L154 132V130H152ZM219 131H221V130H219ZM226 131L229 134V132H228L229 129L226 130ZM84 132L83 133L81 132L82 135L84 134ZM155 133H153V135ZM238 133H241V130ZM157 134L158 133H156V135ZM217 135H214V136H217ZM142 137H144V135ZM147 137H149V136H147ZM217 137H219V136H217ZM262 137H264V136H262ZM155 138H156V136H155ZM150 139L147 138L146 142H148V143L144 142L146 144H149V146H148L149 148H150V146H152L151 142H149V140L152 141V143H153V141L155 143V140H156L154 138L152 139V137ZM157 139L160 140V141H165V138L163 140L162 138L160 139L159 137H157ZM222 140H224V139H222ZM263 140H264V138H263ZM221 141H219V144H220ZM232 141H234L233 138H232ZM242 142H238V143H242ZM144 143H142V144H144ZM238 143L235 142V144H238ZM128 144L130 145V143H128ZM131 144L132 145H130V147H129L128 155H127V153H126V155L123 153L124 156H125L124 159H126L127 156H128L127 159H129L128 160L129 161V165L130 164L132 165L131 168L127 167L128 165L124 161L121 165L119 164L121 166V167H119L121 171H118L119 169L115 171V169H117V168H115V169L112 168V170L111 169L109 170L110 171L109 173L105 172L107 174V175L105 174L106 177L108 176V174L109 175L113 174L112 175L113 178H114V175H118V176H121L120 178H122V179L125 178V180H126V178H127L126 176H129V175L131 176V175L134 174L133 173L134 171L132 169L133 165L136 164V166H139L138 163H140V161L142 162V160L138 161V159H140V158H138V157L136 159H134V158L136 156H138V154L144 155L145 151L147 150V148H145L147 145H141L142 148L136 149V150H140L141 149L140 151H143V154L141 152H138L137 155H135L136 153L133 155V151H135V150H131V148H134V149L137 148L138 144L137 143H133V142ZM163 144H164L163 142H162V144L159 143V146H161V145L163 146ZM184 145H182V150L185 147ZM238 145L236 147H239ZM240 145L242 146V144H240ZM143 146H145L144 149H143ZM169 146L172 147V145H169ZM212 146L214 147V145H212ZM227 146H229V144L227 145V141H226V144H223V148H219V149H222L221 151H223V157L225 158V159H223V161H226L225 164H229V168H228L227 171H226L225 168H224L225 170H223V168H222V171H223L222 173H224L222 175L223 176L224 175L228 176L229 179L233 178L234 179L233 185L235 184V187L238 186V187H236L233 190H235L238 193V195L240 196L239 199H240V201H242V203H240V205H238L239 208H240L239 218L237 220H235V223L232 222L233 224L232 225L230 224L231 226L229 227L230 228V232L228 233L229 234L228 237H222V238L219 239V244H218L219 247L215 251L211 252V250H210V252H206L209 256H206V257H201L200 256V257L194 259V262L191 259L192 260L191 263L192 264H264V164H263L264 159L263 160H259L260 158H258V161H260V162H256V163L251 161V159L253 157H251L250 161H244L243 158L240 161H238V160L236 161L233 158L235 156V155H233L234 150L232 149L233 152L231 154V149H230V147L226 148ZM163 147H165V149L167 148V146H163ZM123 148H125V147H123ZM162 148H161V150H163ZM216 148L217 147H215V149ZM208 149H211L210 153L212 154V149H214V148H208ZM175 150H172L173 153H175ZM177 150H181V149H177ZM243 150H245V148ZM256 150H253V152H255ZM260 150H258L257 153H259ZM153 151H154V149H153ZM207 151H209V150H207ZM235 151H237V149H235ZM179 152H181V151H179ZM214 152L216 153L215 150H214ZM240 153H241V150H240ZM244 153H245V151H244ZM247 153L249 154L250 152H247ZM184 154H185V156L187 155L185 152L183 154H181V155L184 156ZM241 155H243V153ZM254 155H255V153H254ZM146 156L148 157V154ZM185 156L183 158L186 159ZM212 156H216V155H212ZM212 156L210 155V158H212ZM219 156H221V155H219ZM147 157H146V159H147ZM151 157H154V156L151 155ZM182 157H181V159H182ZM256 157H258V156H256ZM189 158L187 157V160H189ZM217 158L219 159L218 156H217ZM195 159H194V161H195ZM149 160H151L150 157H149ZM180 160H179V162L181 163V161L183 159L181 161ZM176 161H174V163ZM11 162H12V164H10ZM120 162H121V160H120ZM145 162H147V161H145ZM149 162L151 163L152 161H149ZM185 162H186V160H185ZM207 162H208V160H207ZM211 162H214V161L211 160ZM211 162H210V164H211L210 166L213 165V169L211 170L212 172H210V173H212L214 176L212 174H210V176L212 175L213 178L215 177V180H217V181L220 180L221 181V178L218 180V176L220 174L219 175L217 174V173H219L221 171L219 169H218L219 170L218 171L217 167H215V165H217V164H214V163H211ZM193 163H195V162H193ZM206 163L204 162V164H202L203 165V169H204V165ZM239 163H240V166H241V163L244 164V166H243L244 168L243 169H241L239 167L241 169V172L238 171L234 167L235 164L238 165ZM107 164H108L107 160H105V159L103 160L102 159V162L100 163V165L103 167V166H106ZM190 164L193 165L192 163H190ZM197 164H198V162H197ZM199 164H201V162H199ZM207 165H208V163H207ZM141 166H139V167L142 168L143 166L142 167ZM145 166L143 168H145ZM174 166H175V164H174ZM177 166H179V165H177ZM167 167H169V166L167 165ZM171 167H172V165L170 166V168ZM189 167H191V166L189 165ZM189 167H188V169H189ZM198 167L199 166H197V169L195 168L196 169V173L198 172L197 171L199 169ZM206 167H208V166H206ZM133 168H135V166ZM136 168H138V167H136ZM151 168H152V166H151ZM209 168H208V170H209ZM145 169H143V170L140 169L141 174H142V171L144 172ZM148 169H147V171H148ZM122 170H124V171L122 172ZM200 170H201V168L199 169V171ZM66 171H68V170L66 169ZM147 171H146V173H147ZM173 171L174 170H172V172ZM186 171H187V169H186ZM204 171H205V169H204ZM70 172H72V171H70ZM136 172H138V171H136ZM172 172H169V173L171 174ZM174 172L176 173V171H174ZM183 172H185V170ZM193 172H195V171H193ZM148 173H147V175H149L151 172L149 174ZM161 173H162V171H161ZM169 173H168V175H169ZM189 173L190 172H188V174L186 175L187 178H188ZM207 173H206V175H207ZM176 174H178V173H176ZM168 175L166 173V176H168ZM48 176L51 177V175H48ZM77 176H79V175H77ZM122 176H124V177H122ZM136 176L139 177V178H142L144 176V174H143L142 177H140L138 174ZM136 176H134V177H136ZM162 176H164V175H162ZM162 176H160V177L162 178ZM172 176L174 178V175H172ZM194 176H195V174H194ZM199 176H200V174H199ZM210 176H208V177H210ZM106 177H104V178H106ZM134 177H133V179H134ZM189 177H191V175H189ZM197 177L198 176H196L195 178H197ZM128 178H131V177H128ZM168 178H169V176H168ZM177 178H178V176L176 175V179ZM187 178H186V180H187ZM107 179H108V177H107ZM136 179L137 178H135V181H136ZM108 180H111V178L108 179ZM117 180H116V182H117ZM112 181H114V180L112 179ZM112 181H110V182H112ZM122 181H124V180H122ZM126 181L128 182V180H126ZM126 181H124V182L126 183ZM129 181H131V180L129 179ZM140 181H141V179H140ZM180 181H184V180H180ZM202 181H203V179H202ZM131 182H130V185H131ZM190 182H191V180H190ZM197 182H200V181H196V183ZM205 182L206 181H204V183ZM107 183H106V185L110 184V183L109 184H107ZM125 183H124V186L126 185ZM181 183L182 182H180V184ZM186 183L184 184V186L186 185ZM200 183H202V182H200ZM200 183H199V185H200ZM211 183H209V184H211ZM231 183L232 182H230L229 185H232ZM137 184L138 183H136V185ZM206 184L209 185L208 183H206ZM97 185L98 184H96V186ZM113 185H116V184L114 183ZM212 185H214V184H212ZM212 185L209 186V187H213ZM223 185H221V187H223ZM229 185H228L227 188H225V190L226 189L228 190ZM102 186L100 188H102ZM117 186H118V184H117ZM137 186H139V184ZM195 186H194V188H195ZM104 187L105 186H103V188ZM126 187H127V185H126ZM197 187H199V186H197ZM205 187H206V185H205ZM64 188H65V186H64ZM106 188H107V186H106ZM106 188H105V190H106ZM110 188H111V192H112V187H110ZM131 188L132 187L130 186L129 189H131ZM134 188H132V189H134ZM188 188H191V187H188ZM231 188H232V186H230V189ZM42 189L45 190V188H42ZM135 189L133 190V192L137 191ZM202 189L203 188H201L200 190H202ZM210 189H212V188H210ZM31 190H33V191H31ZM35 190H37V192ZM38 190H39L40 195L38 193ZM101 190L97 189V191H101ZM124 190H127V189H123V191ZM191 190H193V189H191ZM200 190H199V192H200ZM205 190L207 191V188H205ZM213 190H214V188H213ZM97 191L95 192V190H94L93 193H97ZM117 191H119V190H117ZM169 191H171V190H169ZM214 191H215L214 194H216V190H214ZM235 191H234V193H236ZM25 192H27V193H25ZM34 192H35V194H34ZM103 192H105V191L103 190L102 193ZM111 192L109 191L110 194H111ZM28 193H32L33 194V195H31V197H33L35 195V197H37L36 198L37 200L33 199L32 202H28L29 200L25 201L27 199L26 196L30 195ZM74 193H76V192H74ZM99 193L100 192H98V194ZM222 193L224 194L225 192L223 191ZM231 193H232V191H231ZM25 194H27V195H25ZM113 194L114 193L112 192V195ZM169 194H170V192H169ZM204 194H206V193H204ZM214 194H213V196L212 195L211 196L214 197ZM217 194H219V193H217ZM112 195L110 197H112ZM222 195H220V196H222ZM229 195H228V198H229ZM182 196H184V195H182ZM104 197H105V195H104ZM132 197H133V195H132ZM217 197H218V195H217ZM95 198L96 197L94 196V199ZM151 198L152 197H150V199ZM163 198H165V197H163ZM167 198H169V197H167ZM190 198H189V200H190ZM111 199H113V198H111ZM118 199H120V198H117V200ZM132 199L133 198H131L130 200H132ZM181 199L182 198H180V200ZM184 199H185V197H184ZM206 199H207V197H206ZM213 199L216 200L218 198H213ZM213 199L210 198L211 201ZM226 199H227V197H226ZM167 200L168 199H166V201ZM218 200L221 201L220 199H218ZM229 200H230V198H229ZM95 201H93V202H95ZM97 201L99 202V200H97ZM101 201H103V200L101 199ZM121 201H122V199H120L119 202L117 201L116 204L114 203V206H117L119 204L122 205L123 201H122V203H121ZM181 201H183V199ZM181 201H179V202H181ZM207 201L208 200H206V205H207ZM211 201L209 203H211V205H212V203L214 201L213 202H211ZM235 201H236V199H235ZM26 202H27V204H25ZM98 202H97V205L100 203V202L99 203ZM108 202H110V201H108ZM170 202H171V200H170ZM179 202H178V204H179ZM90 203H91V205H94V207H96L95 204H92V202H89V204ZM157 203H158V201H157ZM105 204H106V202H105ZM110 204L111 203H108L107 206H110ZM146 204H144V205H146ZM167 204H168V202H167ZM178 204H177V206H179ZM180 204L182 206L183 203H180ZM220 204H222V202H220ZM227 204H229V203H227ZM230 204H231V202H230ZM84 205H86V204H84ZM89 206H86V207L88 208ZM119 206L117 208H119ZM147 206H148V204H147ZM149 206H150V204H149ZM221 206H223V205H221ZM99 207H101V206H99ZM99 207H98V209H100ZM111 207H113V206L111 205ZM123 207L125 209V206H123ZM127 207H128V205H126V208ZM131 207L133 208L134 205H132ZM214 207H216V205ZM234 207H235V205H234ZM120 208H122V207H120ZM120 208L118 210H120ZM153 208H155V207H153ZM176 208H178V207H176ZM114 209H115V207L112 210H114ZM134 209H135V207H134ZM207 209H208V207H207ZM222 209H223V207H222ZM81 210H82V208H81ZM101 210H102V208H101ZM108 210H103L102 212H104V211L107 212ZM115 210H117V209H115ZM115 210H114V212H115ZM128 210H130V208ZM150 210H151V208H150ZM181 210H183V209L181 208ZM220 210H221V208H220ZM136 211H138V210H136ZM177 211H178V209H177ZM177 211H176V213H177ZM82 212H83V210H82ZM160 212H161V210H160ZM167 212H169V211H167ZM181 212H183V211H181ZM52 213H54V212L52 211ZM129 213H127V216L130 215ZM131 213H132L131 215H133L131 218L135 219L136 218L135 215H136L137 212H135V213L131 212ZM145 213H146V211H145ZM97 214H99V211H97ZM171 214H170V216H171ZM102 215H103V213H102ZM108 215H107V217H108ZM115 215H116V213H115ZM139 215H140V213H139ZM139 215H137V216H139ZM142 215L144 216L143 213H142ZM164 215H166V214H163V216ZM214 215L215 214H213V217H214ZM220 215L222 216V214H220ZM109 216H110V218H107V217L106 218L110 220L112 218V216L111 215H109ZM143 216L140 215V218L141 217L143 218ZM145 216H147V214H145ZM197 216H199V215H197ZM158 217L162 218L161 215H159ZM54 218H56V217H54ZM81 218H83V216ZM113 218H117V217L114 216ZM140 218L139 219L136 218V220L135 221L133 220V222H136L137 225L140 224V226H141V224H143V223H139V220H142V218L141 219ZM155 218L151 217L150 219H155ZM164 218H165V216H164ZM215 218H217V216H215ZM90 219H92V218H90ZM97 219L98 218H96V220ZM107 219L102 218L103 221L107 220ZM118 219L119 218H117L116 220H118ZM120 219H122V217ZM219 219L222 220V217L219 218ZM229 219H230V217H229ZM98 220H100V219H98ZM98 220H97V222H98ZM159 220H160V218H159ZM204 220H205V218H204ZM213 220H214V218H213ZM87 221H92L93 222L94 220H89L87 218L85 220V222H87ZM119 221L122 223L123 221L126 222L127 219H125V220L123 219V221L122 220H119ZM142 221H144V220H142ZM183 221L185 222V220H183ZM81 222H82V220H81ZM120 222H119V224H120ZM128 222H131V220L129 221V218H128L127 223ZM180 222L181 221H179V223ZM192 222H193V220H192ZM211 222H209V224ZM214 222L215 221H213L212 224L216 223V222L215 223ZM77 223L78 222H76V230H78ZM90 223H88V224H90ZM145 223L146 222L144 221V224ZM179 223H178V225H179ZM193 223H195V222H193ZM81 224H83V223H81ZM88 224H86L85 227H84V230L86 229L85 232H84L85 233L84 234V241H85L84 243H85L86 246L83 243V245L85 246L84 248H86V254L84 253V255H85L84 258L86 260L90 259V260L93 261L94 264H118L119 261H124V260L125 261L130 260V262L132 261L131 262L132 264H141L142 263L144 258L142 259L141 263H137L138 261L136 262L137 257H136L135 252H136V249H138V248L135 245H136V241L139 238H138V235L136 236V233H138V232L135 229H134V231L132 229L131 234L133 235V237L135 236L136 239L137 238L138 239L135 241V239L132 237V235L127 236L126 239H128V241H129V239H132L133 241H131L126 248L121 249V248H119L120 246H118V245H122V244H121V241H119L118 235H117V234H120V233H119V231H117L118 232L117 234L115 233V229H114L115 227H112L109 224L103 223V225H104L103 227L97 228L96 230H94V229H91V227ZM116 224H117V222H116ZM131 224H128L125 227H129V226L131 227ZM135 224H133L134 227L136 226ZM148 224L146 223V226ZM93 225H92V227H93ZM203 225H205V224H203ZM97 226H99V224H97ZM97 226L95 225L94 227H97ZM120 226L122 227V224ZM133 226H132V228H133ZM173 226H175V225H173ZM218 226H219V224L217 223V227ZM221 226H224V225H221ZM196 227L197 226H195L194 228H196ZM144 228H147V227H145V225H144ZM200 228L203 231V227L200 226ZM120 229L122 230L123 228H120ZM190 229H192V228H190ZM121 230H120V232H121ZM184 230H185V228H184ZM197 230H200V229H197ZM127 231H128V229L125 231V233L128 234ZM146 231H148V230L146 229ZM150 231H151V229H150ZM191 231H189V233ZM205 231H206V229H205ZM122 232H123V230H122ZM167 232H168V229H167ZM125 233L123 232V234H120V235L121 236L122 235L125 236L124 235ZM129 233H130V230H129ZM168 234H167V236H168ZM191 234H192V232H191ZM208 234H210V233H208ZM213 234H212V236H213ZM163 235H165V234H163ZM193 235H195V234H193ZM141 236H143V235H141ZM169 236H171V235H169ZM182 236H184V234ZM177 237H179V236H177ZM143 238L144 237H142L141 239L143 240ZM147 238H148V236H147ZM204 238H205V236H204ZM214 238H212V240ZM120 239L123 240V237L120 238ZM189 243H191V242H189ZM205 243H206V241H205ZM76 245H77V248H79L78 247V245H80L79 242H78V244L76 243ZM176 245H177V243H176ZM200 245L202 247V243ZM163 246H165V245H163ZM204 246H206V245H204ZM152 247H154V245H152ZM139 248L141 249V254H143V250H145L147 248V246L144 245V246L141 247V245H140ZM195 248H197V247H195ZM213 249H215V248H213ZM83 251H85V250H83ZM121 251H123V253H121ZM200 252H202V251H200ZM82 254H80V255L82 256ZM169 254H171V253H169ZM148 255H149V253L147 254V256ZM82 258L81 257L80 258L76 257V261H75V259L72 261V262L75 261L73 264H93L90 261H83L84 259H82ZM126 259H128V260H126ZM163 260H164V264H165L166 258H163ZM130 262H129V264H130ZM119 263L121 264L123 262H119Z\"/></svg>", "mask_w": 264, "mask_h": 264}]
</instances>
